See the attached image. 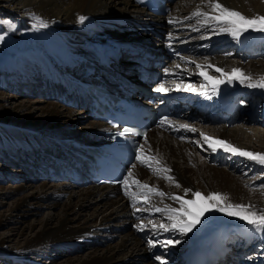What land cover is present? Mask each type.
Segmentation results:
<instances>
[{"label":"bare ground","instance_id":"bare-ground-1","mask_svg":"<svg viewBox=\"0 0 264 264\" xmlns=\"http://www.w3.org/2000/svg\"><path fill=\"white\" fill-rule=\"evenodd\" d=\"M3 1L14 6H22L13 7L16 12L24 16V24L17 30V35L33 44V49L27 52V56L39 64L35 61L30 63L35 70H38V80L33 78L37 80L34 86L44 84L39 88L46 92L44 97L49 101L38 97L33 100L37 108L25 101H21L20 105L13 109L7 105H0V141H3L2 137L5 138L3 149L0 150V160L9 161L5 152L10 154L12 160L15 159L13 153L27 159L33 154L41 167L57 164L64 171L59 175L51 171L39 170V173L33 175L22 171L23 165L20 167L15 165L18 167L16 180L13 184L1 186L3 191L0 193L9 195L22 191L25 195L22 200L14 201L10 205L8 220L18 223L17 219L35 215L34 213L42 207L56 211H52L46 219L33 218L27 220V223L21 222L23 224L19 228L27 229V236L20 237L17 246L13 249L0 240L1 257L15 260L17 254L21 258L35 256L40 251H44V248H52L61 256L62 252L74 251L75 247L85 243L88 247L86 255L65 256L67 257L65 261L56 264H157L156 247L149 246L144 234H152L153 237L162 233L164 236L169 234L168 231L153 230L150 222L159 224L160 217L169 221L166 214L155 212V208L179 207L176 201L170 199L171 196H182L185 189H191L192 192L200 191L205 196L216 192L225 194L230 203L252 204L256 209H264L261 196L249 189L241 176L230 171L231 167L234 171L240 170L241 164H237L238 160L246 157L234 155L223 149L211 150L210 156L204 155L198 147L209 148L204 143L203 136L196 131V128L195 131L180 128V125L186 124L171 117H167V121L161 119L162 121L153 125L140 141L145 156L155 157L160 163L157 164L154 160L147 161L146 163L152 164V168H149L146 163H141L134 157L125 174L127 177V174L132 172V177H128L129 193L140 195L144 191L132 183L133 180L138 179L164 192L166 195L163 197L149 193L147 203L139 200L135 202L134 207V201L131 195L125 194L122 183L110 186L92 181L85 167L87 161L84 151V143L102 142L108 138L112 129L107 122L95 118L92 114L87 86L89 83L102 81L118 90H124L129 86L130 81H139V77L142 76L140 67L146 66L151 69L155 66L154 59L149 58L146 53V48L150 46L155 48L154 53L160 50L173 57L176 64L157 67L163 70L164 81L173 82L167 86V92L156 91L149 94V97L154 100L158 99L156 97H162V101L173 95L180 101L178 108L180 116L186 118L196 116V119L211 125L208 133L213 134L205 133V135L227 141L242 150L264 153V120L258 113L260 104L264 107V99L258 100L260 97L264 98V89L251 88L247 83L235 80L230 84L220 85L217 94L213 92L211 83L200 75L201 69L197 67L198 64L204 65V71L216 77L220 76V73L215 71L217 67L226 72L239 68L244 74L258 81L264 76V61L261 59L264 57L262 52L264 46L262 41L260 43H252V41L264 38V32L250 30L237 41L231 35L221 32L216 38L219 41L215 44L232 40L239 44V49L233 55H241V58L235 61L223 57L227 54L221 53L218 45L213 48L215 44L211 43V40H205L208 36L206 33L215 25L202 26L200 18L197 19V24L193 22L192 25L190 19H186L192 10L196 11L199 8L209 11L206 0L192 7L187 6L188 0H180L173 12L165 14L150 13L146 9L149 8L147 0ZM172 2L174 1L168 0L169 5ZM219 2L249 17L264 15V0H219ZM189 8L192 10L189 11ZM80 16L86 17L82 23L79 20ZM35 18L42 19L48 27H38L39 21ZM170 20L174 22L170 23ZM40 29L46 31L41 32ZM153 34L162 38L155 39ZM188 37L192 38L188 39ZM197 39H199L198 43ZM187 50L189 54L209 57L207 61L195 62L191 56H180ZM120 52L131 54L132 57L127 62L135 63L132 64L134 73L127 72L128 67L116 61V56ZM93 59H99L102 66L85 73L86 65L92 68L90 63ZM242 60L247 61V64ZM142 61L146 64L142 65ZM1 64L0 71H8L6 61ZM81 64L83 67L79 70ZM40 68L44 69L47 75L58 74L60 78L53 80V77H45V74L39 72ZM22 70V67L12 70L14 72L11 71L7 78L14 79L11 78L12 74L14 77L22 78L26 72L31 79L32 70L30 68ZM19 71L22 73L18 75ZM7 78L4 81H7ZM30 79L26 77L22 80L32 81ZM195 80L202 84H195ZM11 82L10 85L16 84L14 80ZM22 84L25 83L20 82V87ZM4 85L8 86L6 83ZM202 85L207 87L202 88ZM15 86L14 92L18 89V85ZM188 86H197L195 89L198 92L186 91L185 88ZM39 88H34L37 94L41 91ZM55 96L58 98L51 101ZM238 97L249 102V109L242 107L237 114V119L242 120L243 126L232 127L234 125L227 123L229 113L225 108ZM192 100L193 111L189 112L186 105ZM199 106L209 109V112L195 110ZM34 114L38 116L33 117ZM76 124L81 126L80 136L59 135V132L66 131ZM164 125L166 128L163 129ZM189 128L193 129L191 126ZM252 137L258 142L253 141ZM54 153L59 154L54 155ZM224 156H231L232 160L229 167L224 166L226 168L219 167L224 162L222 161ZM19 161L24 163L22 160ZM250 163L253 164L254 161ZM262 167L264 166L260 168ZM157 168L171 169V172H157L155 171ZM167 176L175 179L168 180L165 178ZM4 177L0 178L2 183ZM177 183L180 187L176 186ZM192 192H189L185 198L191 199ZM137 208L141 211H137ZM145 212L147 213L145 219H141V215ZM156 214L159 218L154 217ZM3 219L0 218V223L4 221ZM140 223L147 226L143 231L136 227ZM103 232L106 233L102 234ZM226 233L236 234L237 241L243 244L242 249H248L261 242L264 244V236L253 233L245 221L221 212L209 211L202 218L201 223L192 232L186 234L185 243L176 254L178 256L175 264L193 262L205 247L213 249L215 254L218 253L223 247ZM249 238L250 243L246 242ZM47 252L49 251L40 256H45ZM258 252L259 260L253 264L264 263V247H260ZM53 258L55 259L52 254H46V259ZM217 264H228L225 256H220Z\"/></svg>","mask_w":264,"mask_h":264},{"label":"rangeland","instance_id":"rangeland-1","mask_svg":"<svg viewBox=\"0 0 264 264\" xmlns=\"http://www.w3.org/2000/svg\"><path fill=\"white\" fill-rule=\"evenodd\" d=\"M173 1L174 2H172V4H170V10L168 12H170V11L173 12L176 5L180 2V0H173ZM195 2H196V4H195ZM198 2H202V0H188L187 6L188 7L197 6ZM13 7H22V6H20V5L14 6L11 3H7L6 1L0 0V35L4 36L3 41L0 42V67L2 65L1 63L3 61H6V67L9 68L8 71L7 70L0 71V80H2V81H0V105H2V104L7 105L9 108L13 109L16 106L20 105L21 101H25V102L32 103L34 105V107L37 108V106L33 100L38 99V97L41 99L43 98L44 100H47V101H49V99L44 97L45 96L44 93H46V92L39 88V87L43 86L44 84L34 86L35 82L38 80L37 79L38 78V74H37L38 70H35L33 64H30V63L32 61L36 62V60L27 56V52L29 50L33 49V44L29 40L26 41L24 38L17 35V30L20 28V26L22 24H24V16L19 14L18 12H16L13 9ZM190 10H192V8H189V11ZM194 11L195 10L190 11V13L188 14L189 16L188 15L187 16L191 17V15H192L191 13H193ZM197 19L198 18L190 19V21H191L190 23H192V25H194V23L197 24ZM40 30H41V32L46 31L44 29H40ZM206 34L208 36H206L205 40H208V41L211 40V43L215 44L216 41H219L216 38L221 34V32H218V31L213 32V30L211 28V30H209ZM152 36H153V38H155V39L158 38L159 40L162 38V37H160V36L158 37L157 35H154V34ZM189 38H192V37H188V39ZM198 40L199 39L196 40L197 43H198ZM260 41H262V44L264 46V38L253 39L252 43H260ZM168 43H170V42H168ZM152 45H154V44H152ZM217 45L221 48L220 49L221 53L227 54L226 56L222 55L223 57H227L228 59L235 60V61L240 60L241 55H239V56L233 55L239 49V44H236L235 41L232 40V41L222 43V44L221 43L215 44V46H213V48L217 47ZM254 46H255V44H254ZM243 48L245 50L244 46H243ZM150 49L155 50L154 47L150 48ZM150 49H148V47H147V49H146L147 53L150 56H152L154 59H156L162 63H165L166 59L170 58L167 54H165L164 52H162L160 50H158L157 53H152L149 51ZM262 52L264 55V50ZM189 53L190 52H188V50H187L185 53L181 54L180 56H186V55H188V57L191 56V58L194 59L195 62L207 61V58L209 57V56H205V55H194V54H189ZM217 54L219 55L220 53H217ZM120 55H121V57H120L119 61H120V63L123 64V61L126 57L125 56L126 54L121 53ZM229 55H231V57ZM242 59H243V57H242ZM261 59L264 61V57ZM167 62H168V64H170L169 66L173 65V63L176 64V61L174 58H171L170 61L168 60ZM243 62L244 63L246 62V64H247V61H243ZM198 65H200V64H198ZM18 67H22V69H23L22 71H24L27 68L28 69L30 68V70H32V72L30 73L31 79H30L29 75L26 74V72L24 73L25 76L22 78L14 77L13 74L11 75V78H14V79L7 78L8 75H10V73L14 72L12 70H14ZM20 72L21 71H19L18 75L20 74ZM39 72H41L42 74H45V77L46 76L53 77V80L60 78V76H58V74L57 75H53V74L47 75L46 71L44 69H41V68H40ZM21 75H23V74H21ZM26 77L32 81L26 82L25 80H22ZM6 78H7V81H4V80H6ZM33 78H36L37 80H34ZM11 80L16 81V84L18 85V89H15L16 90L15 92L13 90H14V88H16V86H15L16 84L10 85V83H12ZM195 81H196L195 84H197V85L202 84V82H198V80H195ZM20 82L25 83V84H22L20 87ZM167 82H168V86H169L173 81L170 80ZM4 83H6V85H8V86H5ZM24 87H27L28 90ZM21 88H23V89L21 90ZM34 88H39L41 90L40 93H42V94L41 95H40V93L37 94V90ZM57 89L59 90V88H57ZM19 90L21 91V93H17V91H19ZM32 95H35V96H32ZM13 97H16V99L14 100ZM55 98H58V96L51 98V101L54 100ZM4 99H8L9 101L8 100L5 101ZM261 99H264V98L263 97L258 98V100H261ZM246 106L248 107V102L246 103ZM247 109H249V107ZM258 110H259V113L264 112L263 107H259ZM35 116H38V115L34 114L33 117H35ZM262 119H264V115H263ZM190 122H193V121H190ZM242 123H243L242 120H234L233 124H232L234 126H232V127H240V126L242 127L243 126ZM78 124H76L73 127H69L67 130L65 129L66 131L59 132V135L63 136V137L80 136L81 135L80 133H82V132H81V129L79 127H81V126H79L80 124L79 125ZM202 124L204 125V123H202ZM196 125L197 124L194 123L191 126H194L193 128L194 129L196 128V131H198L199 133H201V131H203V130L207 131V133L210 132L209 129L211 128V125L210 126L204 125V127L201 125H197V126ZM210 134H213V133L211 132ZM2 139H3V141L2 140L0 141V150L3 149V144H4L5 138L2 137ZM252 140L256 141V143L258 142L254 137H252ZM203 145L205 146L204 143H203ZM198 147H199V150L204 155H207V156L211 155V153L209 154V152H211V150L209 148H205V147L202 148L200 146H198ZM4 154H6V156L9 158V161H7L6 159H4V160H6L7 162L6 161L3 162L2 160H0V174H1L0 178H1V176H3V177L5 176L4 177L5 180H3V183H2V181H0V187L9 185L10 183L13 184V182L16 180L15 176L17 175V172H18L17 168L18 167H15V165H17L19 167H20V165L21 166L23 165L22 171L29 172L30 174H33V175H36V173H39V170L42 172L51 171L54 174H56V173L60 174V169L55 165H49L48 167H41V165H39L38 162L36 161L35 156L33 154L31 155L30 158L28 157V159H27L26 157H20L19 155H16V153H13L12 155L15 158L14 160H12L9 153L5 152ZM19 160H22V162L26 163V165H24V163H21ZM225 160H226V162H225ZM225 160H224V162L221 163L222 165H219V167L226 168L232 164V160L230 159V156H226ZM250 161H252V160H249L248 158L240 159V160H238L239 163H237V164H241L240 170L234 171L233 167H231V170L230 169L229 170L231 172H233L235 175L241 176L242 180L245 181V184L249 187V189L251 188V190L253 192H256L258 195L261 196V198L263 200V205H264V187H262V186H264V167H262V169L260 168L261 166H264V165H260L257 162H254L252 164V163H250ZM10 162H12V164H10ZM209 163H211V160H209ZM256 165H258V166H256ZM224 166H226V167H224ZM67 180L70 181V179H67ZM111 189H113V188H111ZM2 191L3 190H1V188H0V192H2ZM24 195L25 194H23L22 191H17V192H14L12 194H9V195H4V193H0V218H4L3 219L4 221L2 223H0V240L4 241L5 242L4 244L7 247H9L10 249H13L17 246V241L20 240V237H25V236H27L26 234H28L27 229L22 230L19 228V226L23 224L21 222L27 223L26 222L27 220H31L33 218L38 219V220L46 219L49 217V215L52 213V211L53 212L56 211L55 209H49L48 207H42L41 209L38 210L37 213H34L35 215H29V216L27 215L28 217L27 216L24 217L23 219H26L25 221L23 219H17V220H19V222L15 223L14 220H11V221L8 220V217H10V211L8 210L10 205L14 201L22 200V198H24ZM146 215H147L146 212L143 213L141 215V219L142 218L145 219ZM158 216L159 215L156 214L154 217L159 218ZM159 221H160V223L163 222L165 224L171 223L170 221H167L163 217H160ZM223 224L225 225L226 223L224 222ZM240 225H244V224H240ZM231 227H233V226H231ZM17 228H18V230H17ZM18 233L20 236L18 235ZM22 233H23V236H21ZM105 233L106 232H103L102 234H105ZM170 233L172 235V237H171L172 240H174V241L178 240L179 243H174V244L169 245L167 247H162L159 243H157L155 246L156 247V253H158L157 256L162 257V259L164 258L163 260L166 261V264H174L176 257L178 256L176 254L180 252V250L182 249V245H183V243H185V240H186V234H181L177 231H174V232L170 231ZM154 237L152 236V234L151 235H147L146 233L144 234V238L146 239L147 242L149 240L163 241V238H164L162 235L155 237L156 239H154ZM257 249L254 248V250H257ZM46 251H49L47 253L52 254V256L55 257V259L54 258L53 259H46L47 253L45 254V256H40L43 253H45ZM70 252H68V253L62 252L63 255L60 256V254L57 253L56 250H54L52 248H50V249L44 248V251H40L39 254H35V256L29 255V257L21 258L20 255L17 254V259H15V260H10L8 258L5 259L4 257L0 256V264H21V263H23V264H56V263H60L62 261H65V259H67V257H65V256L77 257L80 255H86L88 253V247H87V245H85V243H81V245H78L77 247H75L74 251H70ZM21 259H23V261H21ZM140 261H142V260H140ZM157 264H161V261L157 260Z\"/></svg>","mask_w":264,"mask_h":264},{"label":"snow or ice","instance_id":"snow-or-ice-1","mask_svg":"<svg viewBox=\"0 0 264 264\" xmlns=\"http://www.w3.org/2000/svg\"><path fill=\"white\" fill-rule=\"evenodd\" d=\"M207 7L210 9L209 11H205L203 9H197L191 15V17H186V19L192 18H200L202 26L205 25H215L212 29L213 32H222L231 35L233 39L239 40L240 37L252 30L256 32H264V15H255L253 17L246 16L239 11L231 9L229 7L224 6L219 0H206ZM39 21L38 27L46 28L48 24L44 22L40 18H35ZM86 17L80 16L79 20L82 23ZM170 23L174 21L170 20ZM4 39L3 35H0V42ZM179 67V66H177ZM198 68L201 69L200 75L204 77L205 81L211 83L213 92L218 94L219 86L225 83H232L235 80H238L240 83H247L248 87L251 88H261L264 89V76L260 77L258 81L253 80L251 76L244 74V72L239 68H234L231 72H226L222 68H215V71L220 73L219 77L209 75L208 72L204 71V65H197ZM211 67V65H209ZM202 88H206L207 85H202ZM179 88V85L177 86ZM186 91H196L195 88L188 86L185 88ZM156 91L158 92H167L168 89L165 88L164 84H161ZM165 121H167V117H165ZM180 128L195 131V129H190L188 125H180ZM130 129H124V133L129 132ZM123 134V133H122ZM203 141L208 145V147L216 151L218 149H223L226 152L232 153L234 155L246 157L249 160L259 163L260 165H264V153H256L252 151L242 150L239 147L232 145L231 143L213 138L204 134ZM199 143V142H197ZM139 155L136 156V159L141 163H146L147 161H155L159 164V160L155 157H146L144 154L143 146L139 148ZM146 166L152 168L151 163H146ZM135 167V165H133ZM157 172H171V169L167 168H157L155 169ZM128 177H132V172L127 174L120 183H122L125 187V194L131 195L135 202L139 200H143L147 203L149 199V193H155L161 197L166 194L158 189L142 183L138 179L133 180L132 183L135 184L138 188L144 190L140 195L136 193H129V179ZM168 180H174L175 178L172 176L165 177ZM177 187L180 185L177 183ZM264 187V186H262ZM189 192H192L191 189H185L184 195L176 196L173 195L170 199L176 201L179 204V207L173 208L171 206H165L164 208H155V212L164 213L167 215V219L171 222L169 224H165L163 222L157 224L155 222L151 223V228L156 231H177L181 234H187L192 232L193 229L197 227L202 221V218L209 211H217L226 214L230 217H238L239 219L246 222L247 225L250 226L251 230L255 234H259L264 236V209H256L252 204H241V203H230L228 202L229 198L225 194L213 192L207 196L202 194L200 191L192 192V198H185ZM137 211H141V209L137 208ZM138 230L143 231L146 225L140 223L136 226ZM159 243L162 247H167L174 243H179V241H174L171 239L164 241H153L149 240L148 244L150 247H155L156 244ZM157 260L161 261V264H166V261L162 259V257L157 256Z\"/></svg>","mask_w":264,"mask_h":264}]
</instances>
